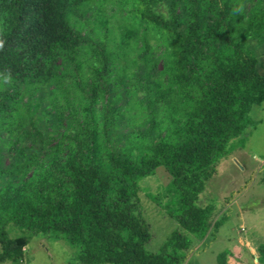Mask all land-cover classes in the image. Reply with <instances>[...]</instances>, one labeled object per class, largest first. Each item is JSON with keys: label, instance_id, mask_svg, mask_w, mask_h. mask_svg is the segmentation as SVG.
Here are the masks:
<instances>
[{"label": "trees", "instance_id": "1", "mask_svg": "<svg viewBox=\"0 0 264 264\" xmlns=\"http://www.w3.org/2000/svg\"><path fill=\"white\" fill-rule=\"evenodd\" d=\"M260 103L264 0H0V264L33 235L71 264H185L229 217L200 195ZM160 170L170 198L149 196L178 227L153 251L140 192Z\"/></svg>", "mask_w": 264, "mask_h": 264}, {"label": "rangeland", "instance_id": "2", "mask_svg": "<svg viewBox=\"0 0 264 264\" xmlns=\"http://www.w3.org/2000/svg\"><path fill=\"white\" fill-rule=\"evenodd\" d=\"M105 8L114 34L120 32L121 26L131 24L121 17L128 10L120 13L111 3L105 4ZM89 22L90 27H95V19L90 18ZM152 42L155 43V39ZM249 117L255 123H251L241 137L244 143L218 162L213 177L200 195L201 204H215L216 217L224 214L229 217L204 241L196 240L185 264H221L219 255L229 250L234 254L231 256L228 252L227 264H264L259 262L257 250L264 241V103L254 104ZM170 182L169 174L160 170L141 183L142 210L153 231L147 247L153 251L178 227L177 221L149 196L154 193L167 201ZM77 250L65 239L33 235L20 264H71Z\"/></svg>", "mask_w": 264, "mask_h": 264}]
</instances>
